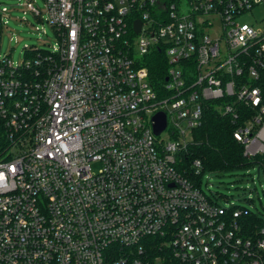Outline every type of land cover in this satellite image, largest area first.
Segmentation results:
<instances>
[{"label":"built area","instance_id":"built-area-1","mask_svg":"<svg viewBox=\"0 0 264 264\" xmlns=\"http://www.w3.org/2000/svg\"><path fill=\"white\" fill-rule=\"evenodd\" d=\"M44 1L58 46H26L17 65L1 52L0 1V264H152L148 236L178 264H264V224L247 235L248 209L207 195L202 161L180 155L213 100L234 118L238 102L257 108L235 136L264 153V18L239 21L264 0ZM155 49L168 62L159 88ZM114 244L130 253L111 260Z\"/></svg>","mask_w":264,"mask_h":264},{"label":"trees","instance_id":"trees-1","mask_svg":"<svg viewBox=\"0 0 264 264\" xmlns=\"http://www.w3.org/2000/svg\"><path fill=\"white\" fill-rule=\"evenodd\" d=\"M146 65L151 82L159 88L165 82L168 70V62L163 49H155L149 53L146 57ZM257 84L261 85V82ZM222 102L223 100L207 102L204 120L201 126L194 129L193 140L186 151L180 154L181 157L187 165L195 158L200 159L203 164L202 172L205 170L244 169L253 165L259 169L258 177H260L261 173L264 172V153L247 156L244 153V144L235 136L236 130L256 114L257 108L238 102L236 104L238 118H234L231 114L223 113L220 110L217 104ZM5 131V122L0 115L1 145L4 143ZM234 206L248 209V215L242 219L245 224L244 232L247 235H254L256 228L264 224V219L252 212L246 205L234 204ZM164 240L167 239L154 236L144 238L143 244L152 264H157L152 259L157 254L161 255L160 264H178ZM130 249L114 244L108 248V253L110 259L114 260L120 256L122 257L125 253H130ZM127 264L132 263L128 262Z\"/></svg>","mask_w":264,"mask_h":264},{"label":"rangeland","instance_id":"rangeland-1","mask_svg":"<svg viewBox=\"0 0 264 264\" xmlns=\"http://www.w3.org/2000/svg\"><path fill=\"white\" fill-rule=\"evenodd\" d=\"M9 7L1 33V52L9 55L17 65L24 61L26 46H36L54 50L58 39L52 24L48 21L44 0H32L41 10L43 20L20 3L26 0H0ZM26 10V11H25ZM264 18V7L257 6L239 17L242 24L259 25ZM45 30V31H44ZM222 30L221 21L216 19L209 28L211 35ZM169 139L168 132L162 134ZM258 168L249 166L244 169L205 170L201 174V188L210 197L225 207L233 204L248 206L252 212L264 219V172L258 177Z\"/></svg>","mask_w":264,"mask_h":264},{"label":"water","instance_id":"water-1","mask_svg":"<svg viewBox=\"0 0 264 264\" xmlns=\"http://www.w3.org/2000/svg\"><path fill=\"white\" fill-rule=\"evenodd\" d=\"M139 24L137 26V31H139ZM153 128L156 134H160L166 127L167 124V117L164 111H159L153 116ZM258 176H259V169H258Z\"/></svg>","mask_w":264,"mask_h":264}]
</instances>
